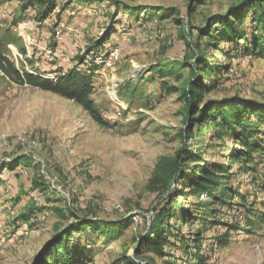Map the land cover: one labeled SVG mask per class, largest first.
<instances>
[{
    "label": "rangeland",
    "instance_id": "rangeland-1",
    "mask_svg": "<svg viewBox=\"0 0 264 264\" xmlns=\"http://www.w3.org/2000/svg\"><path fill=\"white\" fill-rule=\"evenodd\" d=\"M12 1L0 0L2 53L20 70L36 69L50 78L67 68L83 67L79 55L86 52L109 20L102 10L84 9L85 1L74 0L61 12L59 21L50 15L38 23L32 17L23 18ZM123 1L138 5L140 11L147 7L153 14L160 5H173L179 10L175 17H180L181 22H174L173 17L153 18L139 25L127 15L122 18L125 26L131 21L130 29L114 36L113 47L103 54L105 64L94 76L92 98L109 123L99 124L72 99L16 83L0 71V160L28 152L41 163L36 170L27 167L2 174L5 184L0 187V264H32L34 254L52 237L56 227L75 221L76 215L123 220L126 228L122 234L91 238V264H125L139 246L137 236L146 230L151 207L159 199L148 185L158 159L175 155L183 145L190 150L205 141L210 145L205 158L225 159V147L210 139L211 126L201 128L202 134L182 136L187 126L184 101L179 91H169L162 81L180 86L184 78L148 71L161 59L189 57L190 47L184 37L189 0ZM234 1L237 0H204L192 13L194 23L204 15L225 11ZM111 51L117 54L111 57ZM214 59L225 58L216 50ZM232 61L235 64L228 80L206 97L235 93L264 100V56L249 55ZM123 84L130 88H122ZM38 171L50 185L48 199L31 189V177L39 176ZM251 177L246 173L238 175L239 189L264 211V191L254 187ZM177 181H171L167 193L182 191L183 181ZM17 193L21 194L19 202L13 200ZM205 197V193L199 198L180 197L178 203L184 206ZM33 205L51 208L14 233L19 220L15 216ZM197 223L176 221L175 225L188 237ZM210 253L208 264H264V228L234 230L227 246ZM139 256L143 262L152 258L155 264H164L148 250ZM185 262L183 258L175 263Z\"/></svg>",
    "mask_w": 264,
    "mask_h": 264
},
{
    "label": "trees",
    "instance_id": "trees-1",
    "mask_svg": "<svg viewBox=\"0 0 264 264\" xmlns=\"http://www.w3.org/2000/svg\"><path fill=\"white\" fill-rule=\"evenodd\" d=\"M73 1L14 0L11 4L20 9L23 18L32 17L43 23L50 15L59 21L61 12ZM83 1L86 3L84 9H100L109 19L101 33L87 46L86 52L79 55V63L83 67L67 68L55 78L45 76L36 69L20 70L2 53L0 39V71L16 83H27L74 100L95 121L105 125L109 121L99 112L92 98L94 76L105 64L103 54H108V49L113 47L114 36L130 29L131 21L125 26L122 18L127 15L129 20L132 18L139 25L149 19L169 17L180 23L181 18L175 17L179 10L173 5H160L157 13L153 14L147 11V7L140 11L138 5L123 0ZM203 3L204 0L188 2L184 37L190 47L189 57L172 59L174 61L161 59L148 71L160 76L177 74L179 78H184L180 86L162 81L169 91H179L184 101L187 126L183 128L182 136L202 134L201 128L211 126L210 139L225 147L222 155L225 159L205 158L204 154L210 147L206 141L190 150L183 145L175 155L158 159L148 185L156 191L159 199L151 207L146 230L137 236L139 246L133 257L125 260V264H155L152 258L142 261L139 255L143 250L153 252L164 264H176V260L183 258L185 264H208L211 250L227 246L232 231L264 228V211L255 206L256 201H249V196L239 189L238 183L241 173L252 174L254 187L264 191V100L235 93L206 97L210 90L228 80L235 64L233 58L264 56V0H237L229 4L225 11L204 15L198 23H194L192 13L197 5ZM141 13L144 16H140ZM216 50L223 54L224 60L214 59ZM122 88H130V85L123 84ZM27 167L34 170L41 168V163L28 152L1 159L0 187L5 184L3 172ZM38 172L39 176L34 174L31 177V189L48 199L50 185ZM176 179L178 183L183 181L182 191L177 189L167 193L171 181ZM201 193L206 194L204 200L184 206L178 203L180 197L187 199L193 195L199 198ZM20 199L21 194L17 193L13 200L19 202ZM50 208L33 205L16 215L19 220L13 227L16 228L14 233L22 224L30 226L45 209ZM76 217L75 221L56 227L52 237L34 254L32 264H91L94 255L91 238L115 237L126 228L123 220ZM176 221L198 223L187 237L175 225Z\"/></svg>",
    "mask_w": 264,
    "mask_h": 264
},
{
    "label": "bare ground",
    "instance_id": "bare-ground-1",
    "mask_svg": "<svg viewBox=\"0 0 264 264\" xmlns=\"http://www.w3.org/2000/svg\"><path fill=\"white\" fill-rule=\"evenodd\" d=\"M117 54V52L116 51H111L110 53H109V55L112 57V56H115Z\"/></svg>",
    "mask_w": 264,
    "mask_h": 264
},
{
    "label": "crops",
    "instance_id": "crops-1",
    "mask_svg": "<svg viewBox=\"0 0 264 264\" xmlns=\"http://www.w3.org/2000/svg\"><path fill=\"white\" fill-rule=\"evenodd\" d=\"M134 29V28H133ZM133 29L132 30H130V32L132 33V31H133ZM121 35H122V33H120Z\"/></svg>",
    "mask_w": 264,
    "mask_h": 264
},
{
    "label": "built area",
    "instance_id": "built-area-1",
    "mask_svg": "<svg viewBox=\"0 0 264 264\" xmlns=\"http://www.w3.org/2000/svg\"><path fill=\"white\" fill-rule=\"evenodd\" d=\"M58 31V30H57Z\"/></svg>",
    "mask_w": 264,
    "mask_h": 264
}]
</instances>
